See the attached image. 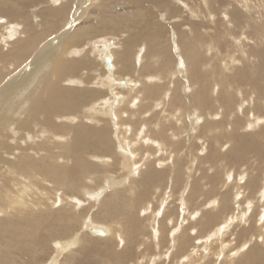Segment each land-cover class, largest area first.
<instances>
[{"label":"rangeland","instance_id":"1","mask_svg":"<svg viewBox=\"0 0 264 264\" xmlns=\"http://www.w3.org/2000/svg\"><path fill=\"white\" fill-rule=\"evenodd\" d=\"M133 1L135 0H73V7L67 22H65V24L58 29L59 31L55 30L46 32L42 35L44 36L48 34L47 40L45 39L42 41L43 43H40V45L32 51L33 53H30L32 54L31 57L24 62L22 67L19 68V71L21 72L24 68L30 69L33 66L32 63H30L33 56L45 43L47 44L52 42V48H50V50L59 51L63 42L58 45L53 40L56 36L65 39L67 36L66 33H64L65 31L70 32L80 25H82L84 29L87 28L88 32L95 31L91 34V36L88 35L89 38L87 37L79 42V44L77 43V45L72 46L70 51H68L69 56L72 57L74 55L73 59L70 57L73 61L79 60L80 58L82 59L85 55H87L86 60L88 59V63L86 66L82 65L80 60V63L76 62L77 65L79 64L81 66H85V68L75 67L78 70L77 71L75 68L71 67L72 69L70 68L69 70H75L73 71V74H68L69 76L67 75V78L65 79L66 81H64L65 85H67L65 86L66 88L76 90L74 95H77L78 91L80 92V90H82V95L79 96L80 98L78 99L81 100V97L86 99L85 106L82 105L85 111L83 109L78 110L77 112L79 114L74 111H65L61 116L56 117L55 124H60L58 127H64L63 129L66 130H74L79 127L80 125L76 124V122H80L81 124H84V122L87 124L89 123L97 129L108 128L104 138L106 149L101 148V150L106 152L109 148V142L112 140L115 144L114 146L116 147L115 150L113 149V152L117 150V154L115 152L113 155L116 154V156H119L120 154L121 145L126 144L125 146L127 148L128 144L124 141L125 138L128 136L132 137L133 140H135L132 144L134 147L136 146V148H131L128 145L127 150H136L137 156L134 154H131L133 156L129 155L130 158L132 157L134 161H137L136 165L133 164V167H135L134 170L136 171L129 173V170H122V168H127L129 166L128 162L129 164H132L128 158H126L127 156L125 158L121 157L123 161L121 163L119 160L120 166L118 165L113 167L112 164L116 163L119 157L118 159H115L114 162L111 157V161L109 157V160L107 157H104L107 164H109L106 166L109 171L108 175L102 176L103 171L101 174L96 172L97 175H100L98 178L97 176H94L96 175L95 172H86L90 175L86 174L85 178L83 175L80 180L81 182L77 181V177L76 179L74 178L76 180V182L73 183L75 189L65 186L59 187L56 180L57 178H60L62 181L66 180V183L68 180L66 179L67 172L65 169L62 170L61 165L66 161L63 155L65 154L64 156H66V153L69 151L65 150V148L67 149L66 145L69 146L70 144H67L64 138H59V136L61 137V133L57 132V126H55L57 127L56 131L55 128L50 131V135H52V132L55 131L57 132L55 135H59L58 137L53 134L51 136L53 139H51L49 134H46L47 136L44 135L43 137H37L33 141H30V146H35L37 144V146L43 149V151L42 153L40 152L38 156H35L37 160L34 159L31 164L27 161L28 165L30 164L32 166L33 164V167L35 165L34 168L43 172L45 171L46 173L52 169V166L54 165L53 167L56 168V172L50 170L51 176L49 175L48 179L43 180L40 177H28L19 171H12V176L7 183L9 188L8 194L15 196L18 195L19 198L26 199L27 206L34 211L33 222H36V224L37 222H43V215L47 216V214H51L52 219L44 221L41 226H35V223L32 222L35 228H38L39 230H41L40 228H43L41 231L45 232L46 235L51 236L49 241L50 246L36 244L33 240L30 241L31 234H28L29 231H26V226H23V230L25 234L30 235V237L28 238L29 240L27 243H25V246L21 245L24 244L22 241L25 239L21 241L17 238L18 235L15 236L16 238L13 236L14 234L19 233V226H14L13 224L6 225V223H3L0 225L1 264H264V182H262L264 181V175L260 172L262 170L261 165L255 163V154L260 153L261 151L264 154V143L261 144L260 147L256 146L257 151L256 148L254 149L256 141L253 140L254 138L258 142H262L264 140V136L260 139L258 136H252L248 139V141H245L244 139L241 141L236 140L244 144L243 146L245 148H240L243 152L245 149L249 148L247 149V151L249 150L247 155L251 159L249 162L238 160L240 158H237L236 156L242 155L243 152L240 151V149L230 147L232 142H230L231 144L221 142L216 146V148H214V145L217 143L216 140H221V138L226 134V130L223 129L221 121L230 120L228 123L226 122L225 125L228 126L229 130L233 127L235 131H231V133L234 138H240V132L244 134H249L254 131L259 132V130L264 127V113L260 112V107L264 105V90H262V87L264 89V0H180V3L175 2L171 8L169 7L164 9L165 11L160 6L161 3L158 0H152V4L149 5L153 7L155 6L154 8H150V12L152 13L151 16L153 17L143 19L147 20L145 21L147 24L144 22V25H147L146 28H148V30L143 31L142 34L144 35V38H141L139 41V46L143 42H145L148 46L147 52L145 53L146 59L141 62L142 64L139 62V65L137 62L138 60L131 61V63L134 62L131 65L132 68L129 67L127 69L129 72H122L120 75L122 80L120 78L119 80L121 81H119L117 77H113V72L115 71L107 67L106 60L103 62V59L100 58V56L102 55L103 57L102 51L105 53L106 49H108V54L110 53L109 49H111V53L116 52L117 56L115 62L118 65V68L123 70L124 62L120 51L125 40L128 38V32L126 31V33H120L114 31V19H116L119 24L122 22L120 19L122 15L135 13L136 10L143 9L144 7L149 8V5L146 4L142 7L136 6L131 3ZM182 1L187 2L186 4L189 7L184 5ZM51 2L52 1L50 0L36 1L29 7H26L25 3H23V6L26 7L23 9L29 8L32 10L33 18L35 19L32 23H36L41 19L38 15L41 7L47 6V4L51 5ZM100 5H102V13L96 10ZM83 8L85 9V17L82 14V17L80 16V19L75 21L73 13H76L78 9ZM162 10L163 12L161 14ZM153 12L155 16L153 15ZM164 13L166 15H164ZM4 15L5 14H2L0 17V20L3 19L0 21V24L4 23ZM128 17L129 15L125 18L127 19ZM139 22L140 21L137 23ZM70 25L73 26L69 28ZM40 29L42 28H39V30ZM108 29L111 30L108 31ZM184 32L187 34L185 36H181V33ZM135 34L134 32L130 33L129 38H133L138 35ZM153 36L156 39H154ZM199 36H201V38L204 37L203 40L200 39ZM149 37L150 40H148ZM198 39L200 43L199 47L202 51L198 50L201 53V56H199L200 61L195 64H192L191 61L188 62L187 59L184 61L186 58L184 51L189 48L192 49V44ZM1 44L4 45V43ZM178 44L183 45L180 52H182V56L184 58H182L181 53L176 48L179 46ZM3 47L4 50H6L7 45ZM153 49H157L155 51L157 53L156 55H158V57L155 56V58H152L153 60L155 59L154 61L151 59V54L154 51ZM203 52L206 53V55ZM202 53L207 57V59H205L209 62V66H204V64H202V61H205L202 58ZM94 54L98 58H96ZM153 62L157 63V65ZM181 62L183 63L182 65H184V62L185 65H187L188 69H185L186 72L189 73L188 75H186L187 73L185 70L180 74L178 73L179 75L175 73L179 66L181 67ZM166 63L171 66H165ZM72 64H74V62ZM211 64L213 65L211 66ZM138 66H140L139 77L134 75L135 68ZM37 67L39 66L37 65ZM34 68V73L29 77L31 80L30 84L29 81L24 82L18 90L15 91V88L9 93H3L1 95L3 96L2 98H9V101H12L13 99H20V89L27 85V88L35 85L37 83L36 81H38V76L44 68L41 65L39 68ZM171 68H175L174 71H172L173 69ZM168 69L173 72H171V75L169 74L170 71L167 72ZM199 70H201V72ZM208 71L211 72V74L208 73ZM152 74L154 76L155 74H159L161 76L160 79L158 77L155 78V82H153V84L156 86H152V83L147 82L148 77ZM166 74L169 75L167 76ZM147 75L149 76L144 79ZM198 76L200 78H198ZM223 76L225 77V85L220 86L218 92V89H213L214 94L211 95L212 103L217 105L216 108L218 107L220 110L222 109L221 115L218 108L215 109L213 113H209L212 115H208L209 117L207 114L201 115V110L200 112L195 110L194 120L190 114L187 103L193 105L190 109L194 108L195 104H193V101L190 102V100L184 97L183 85L190 83L188 82L190 80L194 81L193 90H197L199 86L197 82L195 83V80L199 81V85L210 81L212 90L213 84L217 83L216 80L222 78ZM34 77H36V79H33ZM9 78H11V76ZM202 78L203 80H201ZM249 78H253L258 86L255 88L251 87L252 85L250 86ZM134 79L139 80V84L137 83L139 87L137 90L138 94L135 92H129L130 90L127 89V86H125L127 83H133ZM2 83H5V81ZM262 84L263 86L261 87ZM149 85L153 87L150 91L148 89ZM216 85L218 86V83ZM228 85H231V87L228 88ZM28 90L29 89H27V92ZM86 90H91V94L96 93V97H94L95 95H91L90 92ZM187 90L188 88L186 91ZM18 91L20 93H18ZM83 92L85 93L84 95ZM195 92L200 93L197 91ZM184 93L186 92L184 91ZM218 94L220 95V98ZM215 95L216 98L214 97ZM193 96L196 99L199 95L193 93ZM227 100L229 102L228 104H232V106H234L232 109H229V111L226 110L228 108L226 105ZM160 101H162L163 104L159 105ZM157 102L158 105H156ZM95 107H97L98 110L95 111ZM235 107H237V111L240 113L238 116H241L240 121L242 122L238 123L239 120L236 121V113L231 115L234 113L233 110ZM116 110H124L123 122L125 123V127H129L131 129V125L127 124L130 123V121H132V124L134 122L138 124H133L135 126L134 128H136L135 131L133 128L131 132L127 134L124 132H121L122 134L120 133V129L124 125L122 126L118 123L115 116ZM211 110L213 111V109ZM253 110H255V113L260 112L259 115L262 117L254 116L252 113ZM91 111L94 112V114H91ZM69 114H73L75 116V123H71L70 120H68L69 122L67 121L70 116ZM229 114L230 118L225 119L226 115ZM131 115L134 117L132 118ZM168 115L170 117H168ZM61 118H63V120H61ZM256 118H263V121L257 122ZM61 121L62 123H60ZM65 121H67V123H65ZM176 121H178V123H176ZM66 124H68L70 128L64 126ZM165 124H170V133L174 130L178 134L177 137L179 141L177 142L179 143L177 144L179 145L176 146L175 151H171L169 149L158 151V148H155L154 143H152L156 141L157 138H162V134H160V132ZM71 125L74 127H71ZM147 129H151V137H153L152 140L147 136ZM192 130L194 131V133H192L193 135H191ZM206 130H208V133ZM138 131L143 132V136H140L141 134H139ZM144 133H146V135H144ZM4 134L5 133H3L2 136ZM45 136L47 137L46 139ZM177 137H175L174 140H177ZM209 137L210 139H208ZM45 140H48L47 142L49 143ZM226 140L227 138H224V141ZM47 144H50L51 146L49 145L48 147ZM146 145L149 147L144 148ZM221 148H223V152H221ZM55 151H57L56 154L59 152V154L62 155L59 159H55L56 161L53 162L48 156L52 155ZM218 151L220 152V156L221 154H226L225 158L221 162H216L217 165L214 168L208 169V167H206L208 166L206 159H209V157L210 160L219 159L220 156ZM177 152H180V154ZM187 154L188 156H186ZM207 154L210 155L207 156ZM191 157L198 159L197 162L192 163L193 169H191L190 164ZM94 160L101 162L100 158H95ZM37 161L39 162L37 163ZM57 163H60L58 164L59 166ZM236 163L238 165H236ZM122 164L123 167L121 166ZM70 165L67 164V166ZM203 165H205V167ZM218 166L221 167L219 168ZM250 168L251 170L253 169L252 172ZM151 171L155 174H163L161 175L163 176V180L151 181L154 177L151 174ZM182 171L184 173H181ZM216 172L220 175V177H218V184H220V188H218L219 185L215 182V177L217 176ZM244 172L245 176L242 175ZM132 174L134 176L136 175L137 178L133 177ZM227 174L229 175L228 178L226 177ZM254 176H258V182L250 187V180H252ZM147 178L149 180H147ZM260 179L262 180L261 183ZM130 180L132 181V184L136 181L134 187L129 189V186L126 185V188H123L126 183L130 182ZM171 180L174 182L172 181L171 183ZM13 182L15 185L11 188ZM235 184L238 185V190ZM258 188L262 190L261 193H259ZM227 191L231 193H228ZM122 192L126 195L123 201L127 204L124 207V210L127 211L118 213H113L111 212L112 210L109 211L105 207L107 198ZM216 194L219 195L218 201H216ZM234 195H236L235 198ZM224 196L226 198H224ZM185 199H188V201L186 202ZM15 201L16 200H12L13 203ZM1 207L2 206H0V209H4V207ZM146 208H148L147 212L143 211ZM9 214L10 213L7 211L0 212V220L5 219ZM23 214L25 215V213ZM23 214L19 213L17 220L23 219L25 217ZM63 214L70 217L74 214H79L80 216L79 220H73L68 223V229L65 230L57 221V218ZM133 216L136 218L139 217L142 220H140L142 223L140 227L129 221V219ZM125 218L128 221H125ZM88 223L105 229L106 232H108V226L117 232L120 231L122 235L118 237L115 232L111 233L110 237L108 234V236L95 234L90 230L93 226L88 227ZM116 223L118 226H115ZM27 224L28 226L32 225L30 222ZM25 234H23V236H19L24 238ZM66 240L70 243L77 241V243L73 248L69 247L68 249L66 248L67 246L64 245L66 249L64 250V247L61 248L60 244L62 243L63 245L67 243ZM22 247H24V249ZM20 249H26L27 253L32 251L31 253H28L32 259L27 255V253H23ZM111 249L114 251L110 252ZM117 252L121 254L128 252V256L124 259V261H121V259H118L116 256V254H118ZM9 254L15 258V261L12 262L10 260Z\"/></svg>","mask_w":264,"mask_h":264},{"label":"bare ground","instance_id":"2","mask_svg":"<svg viewBox=\"0 0 264 264\" xmlns=\"http://www.w3.org/2000/svg\"><path fill=\"white\" fill-rule=\"evenodd\" d=\"M36 1H44V0H0V17L2 14H5L4 17V23L0 24V42L1 43H4L1 44L0 43V96L3 94V93H6V92H11V90L13 91V89L18 90L20 88L21 85H23L24 82H27L29 81V84H30V79L29 77L34 73V70L36 68H39L40 65L44 68L40 75L38 76V81H36L37 83L35 85H32L31 87L27 88V86H24V88L20 89V92L18 91V93H20V99H13L12 101H9L10 99L9 98H2L3 96H1L0 98V206L4 207V209H0V212L2 211H7L8 213H10L5 219L3 220H0V225H2L3 223H6L7 224H13L14 226H19V233L17 234H14L13 236L15 237L16 235L17 238H19L21 241L23 239L22 242H24V244H21V245H24L25 246V243H27V241L29 240L28 238L30 237V235L28 234H31V238H30V241L33 240L36 242V244H41V245H44V246H48L49 245V241L51 239V236L49 235H46L45 232H42L41 230L43 228H40L41 230H39L38 228H35V226H41L43 225V222L46 221V220H49V219H52V216L51 214H47L46 215H43L42 218L43 219V222L40 223V222H33L34 221V211L29 208L27 206V202H26V199H21L19 198V196H15V195H9V188L7 186V183L9 182V179L11 178L12 176V171H19L21 173H23L25 176H28V177H32V176H35L36 177H40L41 179L43 180H46L48 179L49 175L51 176V173H50V170L52 171H55L56 172V168H54L52 166V169H48L49 171L46 173L45 171H40L35 167H33V164L32 166L30 165L31 162L34 161V159L37 160V158H35V156L39 155L40 152L42 153L43 149L39 148L37 146V144L35 146H30L31 144L29 143L30 141H33L35 138L37 137H43L44 135L46 134H49V137L51 138V136L54 134H56L57 132L61 133V137L59 135H55V136H59V138H64L66 141L67 144H70L69 146L66 145L67 149L65 148V150H69L66 154V156L63 155V157L65 158V163H62V170L65 169L66 172H67V177L66 179L67 180V183H66V180L65 181H62L60 180V178H57V184L58 186H65V187H70L72 189H75L74 186H73V183L76 182V177H77V181L78 182H81V178L83 177L84 175V178H85V175L87 174L86 172H98L101 174V172L103 171L102 173V176L103 175H108L109 174V171L107 169L106 166H108L109 164H107V161L106 159H104V157L108 159V157L112 158L113 162L115 159H118V161L114 164H112V167L113 166H120L119 164V160L123 161V159H121V157L125 158H128V160L132 163V164H129L128 162V167L127 168H122V170L124 171H127L129 170V173L132 172V171H136L134 170L135 167H133V164L136 165V162L137 161H134V159H132V157L130 158V156H133L131 154H134L135 156L136 155V150L135 151H131V150H127L128 148V145L133 148L134 145L132 144L133 141V138L128 136L125 138V142L128 144L127 145V148H126V144L125 145H121L120 147V154L119 156H116L117 154V150L115 151L116 154L113 155L115 152H113V149L115 150L116 147L114 146V142L112 140H110L109 142V148L108 150L105 152L103 150H101V148H104L106 149V143H105V136H106V132L108 131V128H103V129H97L95 127H93L92 125H90L89 123H85L84 124H80L77 123L75 120V116L73 114H69V118L67 119L70 120L71 123H75L80 125L79 127H75L76 129L74 130H66V129H63V128H60L61 126L58 127V125L55 124L56 122V117L57 116H61L63 112L65 111H74L76 112L77 114H79L77 111L78 110H84V107L85 106V101L86 99L85 98H82L81 97V100L78 99L80 98L79 96L82 95V90H80V92L78 91L77 95H74V92H76V90H71V89H68L66 88L65 86V83L64 81H66L65 79L67 78V75L68 74H73V71L76 69L75 67L77 68H81V67H84L85 66H81V65H77L76 62L80 63L82 65H86L88 63V59L86 60L87 58V55H85L84 58H80V62L79 60H76V61H73V56H69V52L70 49L72 48V46H75L77 45V43L79 44V42H81L82 40H84L85 38H89L88 35L91 36L92 33H94L95 31H90L88 32L87 28L84 29V27L82 25H80L79 27L71 30L70 32L68 31H65L64 33H66V37L65 39L59 37V36H56L54 38V42L56 44H60L62 43L63 45L61 46V49H59V51H51L50 48H52L51 46V43H45L39 50L38 52L33 56L32 58V61L30 63H32V67L30 69H26L24 68L21 72L19 71V68L22 67V65L24 64V62H26L32 54L30 53H33L32 51H34V49H36L40 43H43L42 41H44L45 39L47 40V35H44L42 36L43 34H45L46 32H51V31H55V30H58L60 29L64 24L65 22H67L68 18L70 17V12L72 10V7H73V0H50L52 1L50 4L51 5H48L47 6H42L41 9L39 10V16L41 17L40 21L39 22H36V23H32L34 22V18H33V13H32V10H30L29 8L28 9H23V8H26V7H29L31 4H33L34 2ZM136 1V2H135ZM133 2H131L132 4H135L136 6H145L144 4L146 5H151L152 4V0H135ZM141 1V2H139ZM161 4L160 6L164 9H167V8H171V6H173V4L176 2V3H180V0H158ZM172 1V2H171ZM186 1V0H185ZM185 1H182V3L186 6H188L185 2ZM156 2V1H155ZM23 3H25V6H23ZM129 3V2H128ZM43 4V3H42ZM149 5V8L147 7H144L143 9H139V10H136L135 13H130V14H124L120 17V19L122 20L121 23H117V20L114 19V23H113V29L114 31L116 32H125L126 31L128 32V35H127V39L125 40L124 44H123V47L120 51V53L122 54L123 56V70L118 68V65L116 64V52H112L111 53V49H109L110 53L108 54V49L105 50V53L104 51H102L103 53V57L102 55H98L100 56V58L103 59V62H105L104 60H106V64H107V67L111 68L112 70H114L115 72H113V77H117L118 80L121 78L122 80V77L120 76L122 72H125L127 71V69L131 67V65L134 63H131V61L133 60H138V65H139V62H143L144 59H146L145 57V53L147 52V44L145 42H143L140 46H139V41L141 40V38H144V35L142 34L143 31H147L148 28L147 27V23L145 21L147 20H143V19H147V18H150V17H153L151 16V12H150V8H154L153 6H150ZM94 6V5H93ZM176 6V5H175ZM183 6V5H182ZM101 7L102 5L98 6L97 7V11H99L100 13H102V10H101ZM189 7V6H188ZM33 8V7H32ZM137 8V7H135ZM192 8V7H191ZM157 9V7H156ZM175 9V8H174ZM163 10L161 11V14L163 12ZM176 10V9H175ZM194 10V9H193ZM165 11V10H164ZM84 12H85V9H78V11L75 13H73L74 15V20L77 21L80 19V16L82 17V14L84 15ZM159 12V11H158ZM32 13V14H31ZM203 13V12H202ZM35 14V13H34ZM76 14V15H75ZM89 14V12H88ZM87 14V15H88ZM129 15V17L126 19L125 17ZM153 15H154V12H153ZM164 15H166L164 13ZM35 16V15H34ZM38 16V17H39ZM155 16V15H154ZM7 17V19H6ZM37 17V18H38ZM85 17V15H84ZM166 17V16H165ZM174 18V17H173ZM101 19V18H100ZM157 19V18H156ZM176 19V18H175ZM3 20V19H1ZM0 20V21H1ZM84 20V19H83ZM143 20V21H142ZM138 21H140L139 23H137ZM142 21V22H141ZM144 22L146 23L144 25ZM82 23V22H81ZM80 23V24H81ZM161 24V23H160ZM172 25V24H171ZM73 25H70V27H72ZM148 27L150 28V26L148 25ZM39 28H42L39 30ZM111 29H108V31H110ZM151 30V29H149ZM154 30V29H152ZM59 31V30H58ZM57 31V32H58ZM86 31V32H85ZM185 31V30H184ZM136 32V34H138L137 36L132 37L133 38H129V35L130 33ZM145 33V32H144ZM147 33V32H146ZM179 33V32H178ZM177 33V34H178ZM70 34V36H69ZM135 34V35H136ZM155 34V33H154ZM187 34V33H186ZM185 32L184 33H181V36H185L186 35ZM53 35V34H52ZM149 35V34H148ZM69 36V37H68ZM143 36V37H142ZM146 36V35H145ZM176 36V35H175ZM180 36V35H179ZM202 36V35H201ZM201 36H199L200 39L203 40V38H201ZM154 37V36H153ZM159 38V37H158ZM181 38V37H180ZM184 38V37H182ZM153 39V38H152ZM154 39H156L154 37ZM153 39V40H154ZM61 40V41H60ZM143 40V39H142ZM146 40V38H145ZM148 40H150V37L148 38ZM240 40V39H239ZM156 41V40H155ZM84 42V41H83ZM153 43V41H152ZM171 43V42H170ZM197 43V44H196ZM199 39L197 41H195L191 48L192 49H187L184 51L185 53V60L187 59V61H191L192 64H195V63H198L200 61V58L199 56H201V53L198 51L200 49V45H199ZM7 45V48L6 50H4V47ZM151 45V44H150ZM172 45V44H171ZM179 46H177V50H179V52L182 50V46L181 44H178ZM197 45H198V48H197ZM154 46V45H152ZM56 47V46H55ZM156 47V46H155ZM158 47V46H157ZM164 47V46H163ZM83 48V47H82ZM106 48V47H105ZM109 48V47H108ZM208 48V47H207ZM88 50V49H87ZM153 53L151 54V59L152 58H155V56L158 57V55H156V51L157 49H153ZM149 52V51H148ZM168 52V51H167ZM202 52V51H201ZM95 53V52H94ZM181 53V56L183 55L182 52ZM204 53V52H203ZM202 53V58L203 60L205 61H202V64H204V66H209V62L206 61L207 57L205 56L206 53L203 54ZM91 55V54H90ZM95 55V54H94ZM198 55V56H197ZM72 59H71V58ZM89 57V56H88ZM96 57V55H95ZM149 57V56H148ZM164 57V56H163ZM98 58V57H96ZM161 58V57H160ZM180 58V57H179ZM182 58H184L182 56ZM206 58V59H205ZM210 58V57H209ZM158 59V58H157ZM156 59V60H157ZM72 60V61H71ZM153 60V59H152ZM155 60V59H154ZM153 60V61H154ZM161 60V59H160ZM159 61V60H158ZM157 61V62H158ZM167 61V60H166ZM165 61V62H166ZM74 62V64H72ZM90 62V61H89ZM145 62V61H144ZM152 62V61H150ZM161 62V61H160ZM179 62V61H178ZM136 63V61H135ZM148 63V62H147ZM155 63V62H153ZM177 63V62H176ZM95 64V63H94ZM125 64V65H124ZM142 64V63H141ZM157 65V63H155ZM161 64V63H160ZM173 64V63H171ZM178 64V63H177ZM181 67L179 66V68L176 70L175 73H177V75H179L180 73H182L184 70L186 72V69L187 68V65H185V62H184V65H182L183 63L181 62ZM187 64V62H186ZM200 64V63H199ZM37 65L39 67H37ZM144 65V64H143ZM142 65V66H143ZM170 65V64H169ZM167 63L165 66H169ZM176 65V64H175ZM213 64H211L212 66ZM13 66V68H12ZM80 66V67H78ZM87 66V65H86ZM151 66V65H150ZM161 66V65H160ZM171 66V65H170ZM173 66V65H172ZM198 66V65H197ZM201 66V65H200ZM71 67L75 68L73 70H69ZM203 67V66H202ZM201 67V68H202ZM215 67V66H214ZM34 68V69H33ZM83 68V69H84ZM116 68V69H115ZM186 68V69H185ZM193 68V67H192ZM207 68V67H206ZM72 69V68H71ZM108 69V68H107ZM173 69V68H171ZM175 69V68H174ZM174 69L172 71H174ZM250 69V68H249ZM77 70V69H76ZM132 70V69H131ZM134 70V69H133ZM140 70V66H138L137 68H135V74L136 76H140L139 75V71ZM142 70V69H141ZM144 70V68H143ZM142 70V71H143ZM192 70V69H191ZM195 70V69H194ZM214 70V69H213ZM242 70V69H241ZM38 71V70H37ZM78 71V70H77ZM160 71V70H159ZM166 71V70H165ZM170 69H168L167 72H169ZM172 71H170V75L173 73ZM188 71V70H187ZM201 72V70H199ZM216 71V69H215ZM112 72V71H111ZM129 72V71H127ZM133 72V71H132ZM166 72V73H167ZM172 72V73H171ZM250 72V71H249ZM118 73V74H117ZM179 73V74H178ZM187 73V74H186ZM185 74L188 75L189 73L186 72ZM204 73V72H203ZM208 73L211 74V72L208 71ZM262 73V72H260ZM105 74V73H104ZM169 74H166L167 76ZM197 74V73H196ZM201 74V73H200ZM206 74V73H205ZM224 74V73H223ZM98 75V73H97ZM155 74V76L152 74L150 77H148L149 75L145 76L144 79H146L148 77V80L147 82L148 83H152V86H156L153 84V82H155V78L158 77L159 79L161 78V76L158 74ZM11 76V78H9ZM69 76V75H68ZM102 76V75H101ZM202 76V75H201ZM208 76V74H207ZM33 77V76H32ZM96 77V76H94ZM124 77H129V76H124ZM184 77V76H183ZM190 77V76H189ZM212 77V75H211ZM100 78V77H99ZM111 78V77H110ZM133 78V77H132ZM188 78V76H187ZM186 78V79H187ZM198 78H200L198 76ZM206 78V77H204ZM218 78V77H217ZM242 78V77H241ZM248 78V77H247ZM7 79V80H6ZM33 79H36V77H34ZM109 79V78H108ZM130 79V78H129ZM209 79V78H208ZM100 80V79H99ZM110 80V79H109ZM116 80V79H115ZM119 80V81H121ZM131 80V79H130ZM189 80V78H188ZM187 80V81H188ZM203 80V78L201 79ZM210 80V79H209ZM212 80V79H211ZM238 80V79H237ZM3 81H5V83H2ZM94 81V80H93ZM117 81V80H116ZM213 81V80H212ZM217 83H218V86L216 85L217 83H214L213 84V87H212V90H211V82L210 81H207L206 83L204 82L202 85H199V81L198 80H195V83L197 82L198 83V89L197 90H193L194 88V81H188L190 83H188L187 85H183V94H184V97L188 100L193 101L195 104L194 105V108H191V106L193 105H190V103H187L188 104V107H189V111H190V114L192 116V118L195 120L194 118V112L195 110L196 111H199L201 110V115L202 114H207L210 115L209 113H213L215 111L216 106L217 105H214V103H212L211 101V98L214 93H213V89H218L217 92L219 91V88L220 86H224V82H225V77L223 76L222 78H219L218 80H216ZM246 81V80H245ZM249 81H250V86L255 88L258 86V84H256V81L252 78L250 79L249 78ZM236 82V80H235ZM97 83V82H96ZM110 83V82H109ZM137 83L139 84V80H136L134 79L133 83H127V89H129L130 91L129 92H135L138 94L137 90L139 89ZM192 83V84H191ZM248 83V82H247ZM100 84V83H99ZM156 84V83H155ZM264 84V83H263ZM263 84L261 85V87L263 86ZM141 85V84H140ZM175 85V84H174ZM240 85V84H239ZM151 85L148 86V89L149 91L151 90V88H153ZM147 87V86H146ZM150 87V88H149ZM188 90L186 91L187 88ZM231 87V85L229 86L228 85V88ZM28 92H27V89ZM225 88V87H224ZM227 88V87H226ZM158 89V88H157ZM222 89V88H221ZM113 90V89H112ZM172 90V89H170ZM182 90V89H181ZM228 90V89H227ZM226 90V91H227ZM262 90L263 87H262ZM88 91V90H86ZM91 91V90H90ZM88 91V92H90ZM148 91V92H149ZM153 91V90H152ZM184 91L186 93H184ZM195 91L197 92H200V93H196ZM94 92V91H93ZM106 93H108L107 91H105ZM119 92V91H118ZM158 92V91H157ZM156 92V93H157ZM263 92V91H262ZM13 93V92H12ZM11 93V94H12ZM150 93V92H149ZM165 93V92H164ZM163 93V94H164ZM193 93L196 94V95H199L196 99L195 97L193 96ZM224 93V92H223ZM17 94V93H16ZM85 93L83 92V95ZM91 94V92H90ZM96 94V93H95ZM95 94H91V95H95ZM129 94V93H128ZM188 94V95H187ZM220 94V92H219ZM218 94L219 98H220V95ZM8 95V94H7ZM89 95V94H88ZM107 95V94H106ZM135 95V94H134ZM226 95V94H225ZM224 95V96H225ZM230 95V93H229ZM86 97V95H85ZM96 97V95L94 96ZM171 97V95H170ZM216 98V95L214 96ZM97 98H98V94H97ZM96 98V99H97ZM78 99V100H77ZM88 99V98H87ZM90 99V98H89ZM92 100V99H90ZM162 100V99H161ZM251 100V98H250ZM88 101V100H87ZM169 101V100H167ZM171 101V99H170ZM169 101V102H170ZM219 101V100H218ZM216 102V101H215ZM226 102V101H225ZM218 103V102H217ZM228 108L226 110L229 111V109H232L234 106H232V104H228V100L226 102ZM129 104V103H128ZM163 104L162 101L159 102V105ZM264 104V103H263ZM83 105V106H82ZM156 105H158V102L156 103ZM155 105V106H156ZM166 105V104H164ZM94 106V105H93ZM96 106V105H95ZM220 106V104H219ZM225 106V105H224ZM225 106V107H227ZM240 106V105H239ZM238 106V108H239ZM107 107V106H106ZM166 107V106H165ZM86 108V107H85ZM94 108V107H92ZM101 108V107H100ZM118 108V107H117ZM105 109V107H104ZM213 109V111L211 110ZM220 110V108H218ZM258 109V108H257ZM90 110V109H89ZM92 110V109H91ZM98 110L97 107H95V111ZM125 110V109H124ZM123 110V111H124ZM129 110V109H127ZM123 111H118L116 110L115 111V116L118 120V123L121 124L123 127L120 129V133L121 132H124V133H129L131 132V130L135 127L134 125H136L137 123H133L132 124V121H130V123H127V124H130L131 125V129L129 127H125V123L123 122L124 118V112ZM227 111V112H228ZM234 113H232L231 115L235 114L236 113V121L239 122H242L240 121V117L241 116H238L240 115V113H238L237 111V107H235V109L233 110ZM255 110L252 111L253 115L258 117L260 116L259 113L262 112L264 113V105H262L260 107V112L259 113H255L254 112ZM82 112V111H81ZM80 112V114H81ZM192 112V113H191ZM221 112H222V109L220 110V115H221ZM94 114V112L91 111V114ZM28 114V115H27ZM84 114V113H83ZM126 114V113H125ZM135 114V113H134ZM137 114V113H136ZM143 114V113H142ZM187 114V113H186ZM200 114V113H199ZM170 115V114H169ZM168 115V117H170ZM64 116V115H63ZM62 116V117H63ZM79 116V115H78ZM82 116V115H81ZM137 116V115H135ZM173 116V115H172ZM181 116V115H180ZM212 116V115H210ZM216 116V115H215ZM234 116V117H235ZM65 117V116H64ZM84 117V115H83ZM132 117V115H131ZM134 117V116H133ZM132 117V118H133ZM209 117V116H208ZM218 117V116H217ZM232 117V116H231ZM262 117V116H260ZM230 118V114L229 115H226L225 119H229ZM233 118V117H232ZM244 118V117H243ZM60 119V118H59ZM66 119V118H65ZM81 119V118H80ZM131 119V118H130ZM209 119V118H208ZM222 119V118H221ZM257 119V118H256ZM58 120V119H57ZM61 120H63V118H61ZM87 120V119H86ZM170 120V119H169ZM177 120V119H176ZM67 121H65V123H67ZM78 121V120H77ZM81 121V120H80ZM134 121V119H133ZM167 121V120H166ZM179 121V119H178ZM178 121H176V123H178ZM213 121V120H212ZM230 120H224V121H221L222 124H223V129L226 130V134L222 137L221 135V140L220 139H217V143L214 145L216 148V146L219 144V143H228V144H231L230 142H232L231 146L230 147H234L235 149H240V148H245L242 144L240 143V141L242 139H244L245 141H248V139L252 136H258L259 139L262 138L264 136V130L262 127L259 132H251V133H241L240 131H236V132H240L241 134V137L240 138H234L233 137V134L231 133V131H235L232 127L231 130H229L228 126L225 125L226 122L228 123ZM246 121V120H245ZM260 121H263V118H258L257 119V122H260ZM64 122V121H63ZM69 122V121H68ZM180 122V121H179ZM58 123V121H57ZM62 123V121L60 122ZM64 123V124H65ZM69 123V124H71ZM175 123V124H176ZM216 123V122H215ZM218 123V122H217ZM220 123V122H219ZM182 124V123H181ZM195 124V123H194ZM221 124V125H222ZM232 124V123H231ZM230 124V125H231ZM75 125V124H74ZM138 125V124H137ZM169 125L170 124H165L163 129L158 132H160V134H162V138H157L156 141L152 142L154 143V147L158 148V151L159 150H164V149H169L171 151H175V148L177 145V141H179L178 137H177V133L172 130L171 133H170V129H169ZM178 125V124H177ZM193 125V124H192ZM211 125V124H210ZM57 126L58 129H57V132L56 131V128L55 127ZM63 126V124H62ZM66 126L67 128H70V126H68V124L64 125ZM215 126V125H214ZM220 126V125H219ZM239 126V125H238ZM237 126V127H238ZM248 126V125H247ZM71 127H74L71 125ZM176 127V126H175ZM174 127V128H175ZM193 127V126H192ZM209 127V126H208ZM207 127V129H208ZM221 127V126H220ZM260 127V126H258ZM55 128V131L52 132V135H50V131H52V129ZM255 128V127H254ZM73 129V128H72ZM136 128H134V131H135ZM173 129V128H172ZM211 129V128H210ZM54 130V129H53ZM126 130V132H125ZM151 129H147V136L151 138V140L153 139V137H151ZM196 130V129H194ZM209 130V129H208ZM208 130L207 133H208ZM139 132V131H138ZM197 132V131H196ZM5 133L3 136L2 134ZM58 133V134H59ZM192 133H194V131L192 130L191 132V135H193ZM122 134V133H121ZM131 134V133H130ZM139 134H141L140 136H143V132H139ZM196 134V133H195ZM238 134V133H237ZM144 135H146V133H144ZM156 135V134H155ZM47 136V135H46ZM45 136V139L47 138ZM204 136V135H203ZM209 136V135H207ZM206 136V138H207ZM48 137V139H49ZM56 137V138H57ZM137 137V136H136ZM177 137V140H174V138ZM180 137V135H179ZM205 137V136H204ZM238 137V136H237ZM130 138V139H129ZM188 138V137H187ZM224 138H227L226 141H224ZM53 139V137L51 138ZM50 139V140H51ZM124 139V138H123ZM141 139V138H140ZM156 139V137H155ZM210 139V137L208 138ZM214 139V138H213ZM258 139V140H259ZM192 140V139H191ZM236 140H240L239 142L236 141ZM254 141H256V144L254 146V149L257 147H260L261 144L264 143V140L262 142H258L257 140H255L253 138ZM44 141V139H43ZM46 141V140H45ZM48 141V140H47ZM46 141V142H47ZM128 141V142H127ZM148 141V140H147ZM214 142V141H213ZM251 142V141H250ZM49 143V142H47ZM248 143V142H247ZM46 144V143H45ZM48 145V144H47ZM50 145V144H49ZM48 145V147H49ZM63 145V144H62ZM61 145V146H62ZM181 145V144H180ZM43 146V145H42ZM51 146V145H50ZM151 146V145H150ZM146 147H149V146H145L144 148ZM212 147V146H211ZM136 148V146L134 147V149ZM138 148V147H137ZM142 148V147H141ZM213 148V149H214ZM51 149V148H50ZM143 149V148H142ZM231 149V148H230ZM233 149V148H232ZM249 149V148H247ZM247 149H245V151L243 152L242 149H240V151L243 152L242 155L240 156H236L237 158H240L238 160L240 161H243V162H249L251 161L250 157H248L247 153H249L247 151ZM53 150V149H52ZM59 150V149H58ZM57 150V151H58ZM62 150V149H60ZM180 150V149H179ZM196 150V149H195ZM194 150V151H195ZM223 148H221V152ZM234 150V149H233ZM251 150V149H250ZM257 150V148H256ZM33 151V152H32ZM45 151H48V150H45ZM55 151L52 155L48 156L53 162L56 161L55 159H59V157L62 155V154H59V152L56 154ZM150 151V150H149ZM157 151V150H156ZM155 151V152H156ZM209 151V150H208ZM211 151V149H210ZM213 151V150H212ZM258 151V150H257ZM60 152V153H61ZM141 152V151H140ZM154 152V153H155ZM196 152V151H195ZM142 153V152H141ZM140 153V154H141ZM144 153V152H143ZM162 153V152H161ZM173 153V152H171ZM178 153V152H177ZM217 153V152H216ZM255 153V152H254ZM123 154V155H122ZM180 154V152L178 153ZM196 154V153H195ZM218 154L220 156V152L218 151ZM122 155V156H120ZM130 155V156H129ZM139 155V153H138ZM154 155V154H153ZM210 155V154H209ZM207 154V156H209ZM150 156V155H149ZM181 156V155H180ZM188 156V154L186 155ZM226 154H221L220 158L219 159H216V160H210V157L209 159H206V163L208 164V169H211V168H214L217 164L216 162H221L224 158H225ZM256 156V162L255 163H258L261 165L262 167V170L260 172L263 173L264 175V154L263 152L261 151L260 153H257L255 154ZM43 157V156H42ZM146 157V156H145ZM151 157V156H150ZM95 158H100L101 159V162L100 161H95L94 159ZM111 158H110V161H111ZM153 158V157H152ZM48 159V158H47ZM104 159V160H103ZM159 159V158H158ZM202 159V158H201ZM214 159V158H213ZM50 160V162H51ZM109 160V159H108ZM127 160V159H126ZM175 160V159H174ZM229 160V159H228ZM30 162V164L28 165V162ZM40 161V159H39ZM37 161V163L39 162ZM125 161V160H124ZM142 161V160H140ZM198 159L196 158H190V164H191V169L192 168V163H195L197 162ZM36 162V161H35ZM71 162V163H70ZM177 162V161H176ZM187 162V161H186ZM225 162H228V161H225ZM224 162V163H225ZM233 162V161H232ZM43 163V162H42ZM109 163V162H108ZM205 163V162H203ZM202 163V164H203ZM238 163V162H237ZM236 163V165H238ZM44 164V163H43ZM41 164V165H43ZM47 164V163H46ZM60 164V163H57V165ZM67 164H72L70 166H67ZM140 164V163H138ZM144 164V163H143ZM175 164V163H174ZM227 164V163H226ZM225 164V165H226ZM235 164V163H234ZM249 164V163H248ZM235 165V166H236ZM40 166V165H39ZM38 166V167H39ZM44 166V165H43ZM56 166V165H55ZM59 166V165H58ZM60 166V167H61ZM123 167V164L121 165ZM125 166V165H124ZM139 166V165H138ZM150 166V165H149ZM186 166V165H185ZM205 167V165H203ZM37 167V165H36ZM48 167V166H47ZM142 167V166H141ZM151 167V166H150ZM176 167V166H175ZM194 167V166H193ZM219 167V166H218ZM221 167V166H220ZM219 167V168H220ZM110 168H111V165H110ZM121 168V167H120ZM143 168V167H142ZM145 168V167H144ZM179 168V167H178ZM240 168V167H239ZM258 168V167H257ZM44 169V168H43ZM42 169V170H43ZM148 169V168H147ZM183 169V168H182ZM238 169V168H237ZM243 169V168H241ZM247 169V168H246ZM46 170V168H45ZM64 170V171H65ZM111 170V169H110ZM120 170V169H118ZM150 170V169H149ZM148 170V171H149ZM224 170V169H223ZM240 170V169H239ZM248 170V169H247ZM251 170V168H250ZM253 170V169H252ZM251 170V172H252ZM257 170V169H256ZM121 171V170H120ZM156 171V169H155ZM163 171V170H162ZM245 171V170H244ZM259 171V170H258ZM123 172V171H122ZM141 172V171H140ZM165 172V171H164ZM211 172V170H210ZM208 172V173H210ZM230 172V171H229ZM228 172V174H229ZM88 173V174H89ZM181 173H184L183 171ZM227 173V172H226ZM255 173V172H254ZM53 174V173H52ZM87 174V175H88ZM151 174L154 176L153 179H151V181H156V180H163V174H155L151 171ZM206 174V173H204ZM203 174V175H204ZM226 175V177L228 178L229 175ZM245 172L242 174L244 175ZM90 175V174H89ZM133 175V174H132ZM173 175V174H172ZM216 177H215V182L218 184V177H220L219 173L216 172ZM250 175V174H249ZM258 175V174H257ZM93 176V175H92ZM94 176H97L98 178L100 177V175H94ZM167 176V175H166ZM205 176V175H204ZM245 176V175H244ZM57 177V176H56ZM55 177V178H56ZM60 177V176H59ZM90 177V176H89ZM133 177L137 178L136 175ZM131 177V178H133ZM208 177V176H207ZM238 177V176H237ZM250 177V176H249ZM75 178V179H74ZM94 178V177H93ZM164 178H165V175H164ZM101 179V178H100ZM170 179V178H169ZM172 179V178H171ZM206 179V178H205ZM262 179V178H261ZM260 179V183H261V180ZM36 180V179H35ZM93 180V179H91ZM107 180V179H105ZM114 180V179H113ZM147 180H149L147 178ZM166 180V179H165ZM174 180V179H173ZM171 180L170 182L172 183ZM242 180V179H241ZM264 180V178H263ZM6 181V182H5ZM48 181V180H47ZM55 181V180H54ZM201 181V180H200ZM213 181V180H212ZM253 181V182H251ZM86 182V181H85ZM94 182V181H93ZM174 182V181H173ZM222 182V181H221ZM256 182H258V176H254L252 178V180H250V187H252L253 184H255ZM264 182V181H262ZM136 183V181L133 182L132 184V181L130 180L129 183H126L124 185L123 188H126L125 186L128 185L129 186V189H132L134 187V184ZM237 183L239 184V182L237 181ZM56 184V183H55ZM84 184V183H83ZM82 184V185H83ZM92 184V183H91ZM192 184V182H191ZM14 182L13 184L11 185V188L14 187ZM220 188V184H218ZM217 185V186H218ZM262 185V184H261ZM216 186V187H217ZM224 186V184H223ZM223 186H222V189H223ZM235 186L237 187V190H238V185L235 184ZM258 186V185H257ZM263 186V185H262ZM200 187V186H199ZM264 187V186H263ZM112 188V187H111ZM229 188V187H228ZM259 189V188H258ZM234 190H235V187H234ZM236 190V191H237ZM247 190V189H246ZM245 190V191H246ZM256 190V188H255ZM196 191V190H195ZM219 191V190H218ZM222 191V190H221ZM253 191V190H252ZM258 191V190H257ZM262 190L259 189V193H261ZM226 192V190H225ZM228 192V191H227ZM251 192V191H250ZM212 193H215V192H212ZM228 193H231V192H228ZM258 193V194H259ZM231 195V194H230ZM229 195V197H230ZM125 193L122 192V193H117L115 196H112V197H108L106 202H105V207L113 212V213H118V212H126L124 210V207L127 205L123 199L125 198ZM191 196V195H190ZM217 196V200L218 201V196L219 195H215ZM223 196V195H222ZM245 196V195H244ZM261 196V195H260ZM228 197V198H229ZM236 197V195H234V198ZM262 197V196H261ZM224 198H226L224 196ZM223 199V198H222ZM10 200V201H9ZM12 200H16L14 203L12 202ZM185 201L187 202L188 199H185ZM14 204V205H13ZM213 204V202H212ZM141 205V204H140ZM210 205V203H209ZM214 205V204H213ZM215 205H216V202H215ZM147 206V205H146ZM148 207V206H147ZM216 207V206H214ZM213 207V208H214ZM221 209V208H220ZM225 209V208H224ZM231 209V208H230ZM148 208H146L145 210L143 211H146L147 212ZM200 210V209H198ZM248 211V210H247ZM145 212V213H146ZM21 213H25V217L23 219H19L17 220V218L19 217L18 214ZM64 213V211H63ZM144 213V212H143ZM231 213V212H230ZM46 214V213H45ZM66 214H63V215H60L57 219V221L62 225V227L67 230L68 229V226L67 224L72 222L73 220H79V214H74L72 217L70 216H65ZM125 216V215H124ZM123 216V217H124ZM138 216V215H137ZM233 216V215H232ZM236 216V215H235ZM82 217V216H81ZM139 220H138V219ZM132 217L129 219V221L133 224H136V226L140 227V225L142 224L141 223V219L139 217ZM194 218V217H192ZM45 219V220H44ZM126 219V218H125ZM189 219V218H188ZM234 219V218H232ZM41 220V219H40ZM141 220V221H140ZM236 220V219H235ZM125 221H128L127 219ZM234 221V220H233ZM25 222H30V224L35 223L33 226H28L27 223ZM12 226V225H11ZM23 226H26L27 230L26 231H29L28 234H25L24 230H23ZM92 226H95L91 223H88V227H92ZM115 226H118L117 223L115 224ZM50 227H53V226H50ZM128 227V226H127ZM17 228V227H16ZM97 228V227H95ZM7 229V228H6ZM93 229H90L91 232H93ZM107 229H108V232L105 233V235H109L110 237V234L115 232V234H117V236L119 237L120 235H122V233L119 231H115L111 228H109L107 226ZM2 230V229H1ZM127 230V229H126ZM187 230V229H186ZM128 231V230H127ZM135 231V230H134ZM2 232V231H1ZM129 232V231H128ZM134 233V232H133ZM132 233V234H133ZM156 233V232H155ZM176 233V232H175ZM7 234V233H6ZM25 234L24 238L20 237L19 235H22ZM34 234V235H33ZM94 234V233H93ZM131 234V233H130ZM129 234V235H130ZM4 235V234H3ZM28 235V236H27ZM103 235V236H105ZM107 235V236H108ZM173 235V233H172ZM171 235V236H172ZM133 236V235H132ZM174 236V235H173ZM16 238V237H15ZM103 238V237H102ZM213 238V237H212ZM18 239V240H19ZM220 239V238H219ZM112 240V239H111ZM20 241V242H21ZM67 241V240H66ZM206 241V240H205ZM17 242V241H16ZM18 243V242H17ZM77 241H74V242H68L63 244L62 243L60 244V247L63 248L64 245H66L67 249L70 247V248H73L75 245H76ZM181 243V242H180ZM78 245V244H77ZM36 246V245H35ZM50 246V245H49ZM21 247V246H20ZM24 249V247H22ZM29 248V247H28ZM23 249H20L23 253H27V250H23ZM57 249V248H56ZM64 250L65 247H64ZM93 250V249H92ZM257 250V249H256ZM69 251V250H68ZM109 251V250H108ZM114 250H110V252H112ZM30 253L32 251H29ZM28 252V253H29ZM80 252V251H79ZM105 252V251H104ZM109 252V253H110ZM27 255L29 256L30 254ZM118 253V252H117ZM113 254V253H112ZM159 254V253H158ZM115 255V254H114ZM27 256V257H28ZM116 256L118 257V259H121V261H124V259L128 256V252L126 253H118L116 254ZM189 256V255H188ZM30 257V256H29ZM115 257V256H114ZM116 257V258H117ZM9 258L10 260L13 262L15 261V258L9 254ZM31 258V257H30ZM52 258V257H51ZM253 258V257H252ZM255 258V257H254ZM32 259V258H31ZM29 261V260H28ZM54 262V261H53ZM243 262V261H242ZM119 263V262H118ZM1 264V263H0ZM3 264V263H2ZM6 264V263H4Z\"/></svg>","mask_w":264,"mask_h":264},{"label":"water","instance_id":"3","mask_svg":"<svg viewBox=\"0 0 264 264\" xmlns=\"http://www.w3.org/2000/svg\"><path fill=\"white\" fill-rule=\"evenodd\" d=\"M96 226H93V232L95 233V234H99V235H105V233H106V230L105 229H102V228H99V227H97V228H95Z\"/></svg>","mask_w":264,"mask_h":264}]
</instances>
